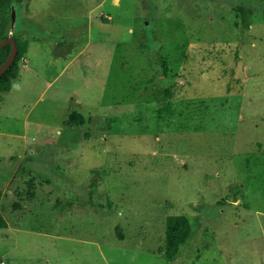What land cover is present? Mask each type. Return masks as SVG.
<instances>
[{"label": "rangeland", "instance_id": "rangeland-1", "mask_svg": "<svg viewBox=\"0 0 264 264\" xmlns=\"http://www.w3.org/2000/svg\"><path fill=\"white\" fill-rule=\"evenodd\" d=\"M14 9L35 72L0 94V264H264V0Z\"/></svg>", "mask_w": 264, "mask_h": 264}, {"label": "trees", "instance_id": "trees-1", "mask_svg": "<svg viewBox=\"0 0 264 264\" xmlns=\"http://www.w3.org/2000/svg\"><path fill=\"white\" fill-rule=\"evenodd\" d=\"M31 0H2L0 3V42L9 38V32L12 25V9L15 7L22 6L27 7ZM237 15L240 20L239 26H241L245 31H248L251 27L250 17L252 11L244 6H238ZM17 45V57L13 65L5 72V74L0 78V94H7L13 90L14 83L19 79L21 74L20 62L27 54L28 42L26 40L19 39L16 35L13 36ZM12 51V46L7 45L0 50V67L10 56ZM164 74H167V67L163 66ZM169 95V90L165 89L162 93L157 92V97L159 101H165L166 96ZM169 107V106H167ZM162 108L167 110L168 108ZM163 111V110H162ZM75 120L73 116L70 118V124L74 123ZM78 130V129H77ZM98 179H92V185H90V195H93V188H95ZM2 194L0 193V201ZM58 206V205H57ZM8 224L3 216V211L0 208V229H6ZM191 234V223L189 219L185 216H169L166 220V238L165 246L161 249V253L164 255L165 259L172 261L175 256L180 252L181 247L188 241Z\"/></svg>", "mask_w": 264, "mask_h": 264}, {"label": "crops", "instance_id": "crops-1", "mask_svg": "<svg viewBox=\"0 0 264 264\" xmlns=\"http://www.w3.org/2000/svg\"><path fill=\"white\" fill-rule=\"evenodd\" d=\"M70 56V57H69ZM56 60L58 61V62H62V63H65V66H69V64L68 63H70V62H72L73 63V60H72V58H71V55H68V56H66V57H59V58H56ZM70 61V62H69ZM28 62H29V60H28ZM71 63V64H72ZM29 64L30 63H27L25 66H23L22 67V70H21V74H20V77H19V79H21L22 78V76H24L25 74H34V72H35V70L34 69H32V68H30L29 67ZM66 68V67H65ZM0 135L1 136H3L4 134H1L0 133ZM28 136H26V135H24V136H22V139L23 140H27L28 138H27ZM3 141L0 139V152L2 151V150H4V149H11V148H13V144L11 143V142H4L3 144H1ZM17 147V146H16ZM19 148V147H18ZM24 148H26V146L24 145L23 147H22V150L21 151H19V152H14V153H11V154H9L8 155V159L9 158H12V157H20L23 153H25V151H24ZM0 159H1V155H0ZM16 172V171H15ZM8 186H11V184H9ZM6 189V188H5ZM3 190V191H0V192H2L4 195H5V192H6V190ZM9 225V224H8Z\"/></svg>", "mask_w": 264, "mask_h": 264}, {"label": "water", "instance_id": "water-1", "mask_svg": "<svg viewBox=\"0 0 264 264\" xmlns=\"http://www.w3.org/2000/svg\"><path fill=\"white\" fill-rule=\"evenodd\" d=\"M2 0H0V3ZM17 13L15 9H12V27L15 26ZM11 45L12 51L10 53V56L8 59L4 62V64L0 67V78L5 74V72L13 65V63L16 60L17 57V45L12 36H10L8 39L3 40L0 42V50L3 49L5 46Z\"/></svg>", "mask_w": 264, "mask_h": 264}]
</instances>
